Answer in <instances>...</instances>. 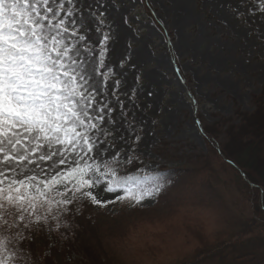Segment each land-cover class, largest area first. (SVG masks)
Masks as SVG:
<instances>
[{
	"label": "rangeland",
	"instance_id": "obj_1",
	"mask_svg": "<svg viewBox=\"0 0 264 264\" xmlns=\"http://www.w3.org/2000/svg\"><path fill=\"white\" fill-rule=\"evenodd\" d=\"M145 1L146 5L144 0H73L70 5L67 0H58L65 9L58 16L70 29L65 34V43L73 49L69 56L77 60L79 71L91 76L90 85L97 89L93 108L107 103L111 109L101 113L89 109V113L93 117L104 115L109 122L92 120L105 131L88 130L91 153L85 155L86 146L77 147L76 152L65 153L66 159L57 155L41 161L39 155L50 151L45 146L31 157L36 163L26 166L39 179L48 180L57 172L67 173L77 167L74 160L80 167L99 165L101 173L110 172L112 165L120 163L141 176L162 168L190 169L195 162L204 163L207 177L205 183L201 181L200 195L210 202L199 213L208 218L210 230L216 232L228 216L248 217L249 204L233 179L220 170L222 161L202 130L217 128L215 140L218 146L224 145V131L238 124L236 114H251L258 100L264 102V0ZM69 8L72 16L67 15ZM73 30L77 36L71 35ZM53 150L63 151V146L56 145ZM60 159H65L64 165H59ZM195 173L197 170L191 171L189 177ZM84 179L96 180L97 174L89 169ZM100 180L76 195L82 197L83 191H88L102 202L127 195L128 187H117L111 193L103 190L113 176L103 175ZM67 198L73 202L67 205V212L60 213L61 219L72 213L85 219L90 214V220L98 215L114 218L120 208L129 206V201H116L99 207L87 198L73 199L72 193ZM219 203L225 205L228 214L217 207ZM161 205L155 192L130 207L149 212ZM65 228L51 232L45 254H49V248L52 254L62 248L63 263L75 264L81 258L67 248L70 242ZM34 232L40 235L41 231ZM97 235L105 252L104 234L97 230ZM143 239L141 233L128 237L132 242L139 240V244ZM73 245L79 246L78 241ZM169 252L163 250L159 258L144 260L124 242L113 249L118 260L114 264H176L172 258L176 252ZM19 261L16 257L15 264Z\"/></svg>",
	"mask_w": 264,
	"mask_h": 264
},
{
	"label": "snow or ice",
	"instance_id": "obj_2",
	"mask_svg": "<svg viewBox=\"0 0 264 264\" xmlns=\"http://www.w3.org/2000/svg\"><path fill=\"white\" fill-rule=\"evenodd\" d=\"M67 2L73 4V0ZM59 11L65 9L58 0H0V264H15L17 256L24 259L14 245L28 241L25 231L51 233L63 227L60 213L67 212V205L73 202L67 198L69 193L73 199L87 198L99 207L124 200L140 204L151 196L150 192L135 194L126 188L127 195L114 201L102 202L88 191L78 197L83 189L99 184L100 176L115 177L114 170L101 173L99 165L80 167L74 160L77 167L67 173L57 172L48 180L39 179L26 166L36 163L31 157L45 146L50 151L39 155L41 161L65 157L77 147L86 146L85 155L91 153L88 130L105 131L92 120L109 122L104 115L93 117L89 113V109L96 113L111 109L107 103L93 108L97 89L90 85L91 76L79 71L77 60L69 56L73 49L65 43V34L70 29L58 16ZM67 15H73L71 8ZM71 35L77 36V31ZM29 144L34 147H27ZM56 145H62L63 151L53 150ZM65 159H60L59 165H64ZM89 169L97 174L96 180L84 179ZM113 184L110 181L103 190L111 193L122 187Z\"/></svg>",
	"mask_w": 264,
	"mask_h": 264
},
{
	"label": "trees",
	"instance_id": "obj_3",
	"mask_svg": "<svg viewBox=\"0 0 264 264\" xmlns=\"http://www.w3.org/2000/svg\"><path fill=\"white\" fill-rule=\"evenodd\" d=\"M236 119L238 124L224 131V145L218 146L215 140L217 128H204L202 134L207 141H213L214 154L222 161L220 170L233 179L248 202V217L228 216L221 230H210L208 218L199 213L210 202L200 195L201 181L207 177L204 163L195 162L190 169L162 168L148 176L115 163L109 168L116 173L113 186L131 188L135 194L156 192L163 205L144 212L130 207L134 201L124 200L129 201V206L120 208L119 216L114 218L98 215L90 220V214L85 219L74 213L60 218L70 242L67 248L81 258L75 264H114L118 260L113 249L124 242L133 246L137 258L144 260L157 259L163 250H169V255L176 252L172 256L176 264H264V102L258 100L251 114L238 112ZM194 170L197 173L189 177ZM217 207L223 209L225 205L219 203ZM223 213L229 212L223 209ZM97 230L104 234L105 252ZM26 233L28 241L14 245L24 254L23 260L17 256L20 261L16 264H65L60 256L62 248L53 254L49 248V254H45L52 233ZM134 233H141V244L139 240H128ZM76 241L79 246L73 245Z\"/></svg>",
	"mask_w": 264,
	"mask_h": 264
},
{
	"label": "bare ground",
	"instance_id": "obj_4",
	"mask_svg": "<svg viewBox=\"0 0 264 264\" xmlns=\"http://www.w3.org/2000/svg\"><path fill=\"white\" fill-rule=\"evenodd\" d=\"M83 18H85V17H83ZM82 59L84 60V64H86V60L84 58H82ZM84 64L83 63H79V67L80 68H82V67L84 68V66H83ZM26 146L28 147V145H26Z\"/></svg>",
	"mask_w": 264,
	"mask_h": 264
}]
</instances>
